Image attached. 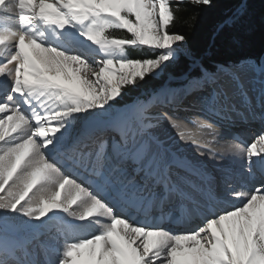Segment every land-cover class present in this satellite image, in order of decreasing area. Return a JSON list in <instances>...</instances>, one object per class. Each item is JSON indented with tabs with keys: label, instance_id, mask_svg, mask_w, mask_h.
Instances as JSON below:
<instances>
[{
	"label": "snow or ice",
	"instance_id": "snow-or-ice-1",
	"mask_svg": "<svg viewBox=\"0 0 264 264\" xmlns=\"http://www.w3.org/2000/svg\"><path fill=\"white\" fill-rule=\"evenodd\" d=\"M211 4L0 0V264H264V131L217 139L264 121V61L210 65L173 30Z\"/></svg>",
	"mask_w": 264,
	"mask_h": 264
},
{
	"label": "trees",
	"instance_id": "trees-1",
	"mask_svg": "<svg viewBox=\"0 0 264 264\" xmlns=\"http://www.w3.org/2000/svg\"><path fill=\"white\" fill-rule=\"evenodd\" d=\"M240 6H244V13L239 22L218 32L217 25ZM193 11L197 17L194 23L187 19ZM178 16L173 30L186 35L187 47L210 65L223 64L227 68L264 61V0H212L210 6L189 8L187 12L178 13ZM115 35L120 37L127 34L117 31ZM128 55L138 58L146 55V50L128 49ZM181 70L182 64L171 65L164 76H176ZM164 76L163 79L166 78ZM156 83L146 78L145 82L128 92L123 102L150 90Z\"/></svg>",
	"mask_w": 264,
	"mask_h": 264
},
{
	"label": "bare ground",
	"instance_id": "bare-ground-1",
	"mask_svg": "<svg viewBox=\"0 0 264 264\" xmlns=\"http://www.w3.org/2000/svg\"><path fill=\"white\" fill-rule=\"evenodd\" d=\"M237 103H238V105H240L242 102H241V101H237ZM248 123H253V122H252V118H249V119H247V120H244V121L238 122V123H237L236 125H234V126H240V127H238V128H239V131L242 130L241 125L246 126L247 129L249 128L251 131H254V133H257V134H259L260 132L264 131V128L258 131V129H256V128L253 127V126L247 127L246 124H248ZM260 123H261V125H262V124H264V121H261ZM251 125H252V124H251ZM234 126H231V127H234ZM192 128H193L194 130L197 131V133L193 135L194 137H198V138H201V139H207V138H209V137H207L206 132H205L204 130H199V129H197L194 125H192ZM217 132H218L217 139H219L221 143L229 142V141H230V142H236V140H235L234 138L237 137V136H238L240 139H242L244 142H250V141L254 138V137H253V134H252V135H250V134H246L245 131H243V132L240 133V134L229 133V132L226 130V127H220V128H218V129H217ZM257 134H256V135H257ZM252 137H253V138H252ZM176 139L178 140L179 138H176ZM185 150H186L189 154H194V148L191 147V146H189V145H185ZM195 226H196V222H192V223H190V224L185 225L186 228H193V227H195Z\"/></svg>",
	"mask_w": 264,
	"mask_h": 264
},
{
	"label": "rangeland",
	"instance_id": "rangeland-1",
	"mask_svg": "<svg viewBox=\"0 0 264 264\" xmlns=\"http://www.w3.org/2000/svg\"><path fill=\"white\" fill-rule=\"evenodd\" d=\"M126 34H127V33H126ZM248 64H250V63H241V64H239V67H240V69H241L242 71H244V70H246ZM164 75H165V72H164L163 76H164ZM164 77H166V76H164ZM168 78H169V76H167V77L165 78V80H167ZM189 130L191 131V134H192V135H194V134L197 133V131L194 130V129L192 128V125H189ZM234 131L237 132V127H234ZM170 135H171L172 137H174L175 139H176V138H179V137L177 136V134H176V130H171V131H170Z\"/></svg>",
	"mask_w": 264,
	"mask_h": 264
}]
</instances>
